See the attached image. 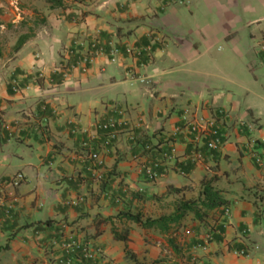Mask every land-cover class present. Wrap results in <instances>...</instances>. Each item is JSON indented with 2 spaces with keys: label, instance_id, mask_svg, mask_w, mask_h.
<instances>
[{
  "label": "crops",
  "instance_id": "0c3cea01",
  "mask_svg": "<svg viewBox=\"0 0 264 264\" xmlns=\"http://www.w3.org/2000/svg\"><path fill=\"white\" fill-rule=\"evenodd\" d=\"M61 3L0 0V264H59L62 233L114 264H264V164L245 151L264 141V0ZM94 39L102 54L73 68ZM220 109L223 146L197 149L186 123ZM108 120L126 126L104 146ZM209 180L229 204L202 222L160 234L117 217L170 215Z\"/></svg>",
  "mask_w": 264,
  "mask_h": 264
},
{
  "label": "built area",
  "instance_id": "2783aa9c",
  "mask_svg": "<svg viewBox=\"0 0 264 264\" xmlns=\"http://www.w3.org/2000/svg\"><path fill=\"white\" fill-rule=\"evenodd\" d=\"M15 7H19L17 2L12 4ZM93 42L88 46V51L86 54L80 56L79 60L72 65L73 68L85 70L86 67L92 63V61L100 54H102L101 49H99L98 39L92 40ZM75 47L81 46L77 40H74L72 43ZM150 47H127L126 52L135 56H141L143 54H148L150 52ZM70 54V53H69ZM120 54V50L115 45H111L108 55L110 56V61L113 63L117 60V57ZM130 78L135 79L136 76L134 73L130 74ZM138 81L144 82V79L137 78ZM15 89L18 90L17 86ZM228 117V113L224 110H218L214 116L210 118H204L198 116L189 120L185 128L187 132L193 137L192 142L195 147L198 149L200 147V141H204L203 145L208 151L219 150L223 146L224 142V133H222L221 122ZM241 125V124H240ZM243 125V124H242ZM126 126L124 121L119 120H108L105 123L97 124L96 129L105 134L103 138V145L109 146L113 141H115ZM264 141L259 140L250 136L245 145L247 155H249L255 162L257 166H262L264 164ZM91 161L97 167H101L102 161L99 158L97 150H92L89 154ZM197 157H200L199 152H197ZM146 175L150 180H155L158 178V175L152 170V168L146 169ZM25 181V177L21 173L15 174L6 185L10 188L11 196H14V190L19 188L20 185ZM224 213L228 214V209H224ZM54 247L61 251V255L56 258L59 264H114L111 260H108L104 256V252L93 246L90 242L74 238L71 235H66L62 233L59 237V240L54 241ZM238 255H243L239 252Z\"/></svg>",
  "mask_w": 264,
  "mask_h": 264
},
{
  "label": "trees",
  "instance_id": "16d2710c",
  "mask_svg": "<svg viewBox=\"0 0 264 264\" xmlns=\"http://www.w3.org/2000/svg\"><path fill=\"white\" fill-rule=\"evenodd\" d=\"M49 4L50 9L62 8L61 0H44ZM27 36H22L18 41L15 49H19ZM255 199H261L262 196L254 195ZM228 201L224 199L222 191L214 186V180L206 181L202 184L199 195L196 199L180 200L174 205V210L170 215L161 216L158 218H143L139 213L120 212L117 217L125 219L128 222L137 224L143 229H154L160 234H168L174 227L178 226L180 221L188 215H193L200 222L208 216V214L216 209L228 206ZM116 240H119L116 235ZM125 239V238H123ZM173 245V241L169 240Z\"/></svg>",
  "mask_w": 264,
  "mask_h": 264
}]
</instances>
